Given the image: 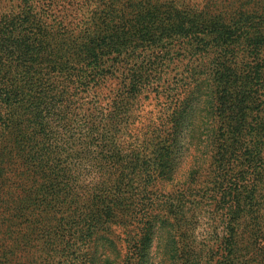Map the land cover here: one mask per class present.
Instances as JSON below:
<instances>
[{"label":"trees","instance_id":"trees-1","mask_svg":"<svg viewBox=\"0 0 264 264\" xmlns=\"http://www.w3.org/2000/svg\"><path fill=\"white\" fill-rule=\"evenodd\" d=\"M3 1L0 264L116 263L101 226L136 231L126 264L155 243L162 264H201L200 195L223 231L205 261L264 264V0H114L76 32Z\"/></svg>","mask_w":264,"mask_h":264},{"label":"rangeland","instance_id":"rangeland-1","mask_svg":"<svg viewBox=\"0 0 264 264\" xmlns=\"http://www.w3.org/2000/svg\"><path fill=\"white\" fill-rule=\"evenodd\" d=\"M19 1H21L23 5H26L29 10L34 12L32 14L36 16L38 20H41L45 24H51L55 26L62 25L64 28L76 32L79 26H82L83 23L90 22L91 18H93L94 16V13L100 11L106 4L114 0H27V2H25V0H17L14 1L17 9L20 6V4L18 3ZM7 2V0L3 1L1 6L2 9L8 8ZM116 89L117 88L109 87V85L102 87L100 91L94 92V95H96V101H98V103H100L104 107L112 105V102L114 101V98L117 94ZM153 94H155V92L150 95L152 96L151 98L142 99L134 106L141 109L140 113L134 112V115L137 118V122H139V124L143 127H147L151 120H156L158 117L157 115L160 110V104L158 105L156 100L153 99ZM81 95L82 96L80 101L82 103H88L93 100L92 93H82ZM204 150L207 153L206 155L208 157V160L206 159V161H209V149L206 150L205 148ZM196 157H198V152L192 149L190 157L182 164L180 171H178L179 178L180 180H182V182H185L187 180V173L195 165ZM204 157L205 156H203V158ZM200 180L203 181L204 179L201 178ZM193 199L194 197L192 196L187 197L184 206H186V213L188 214V217L192 214L193 216L195 214H197V216L200 215L199 227L195 233V243L201 250H203L202 256H204V259L201 261V264H209L205 261L207 259V255L210 254L211 247L212 249H215V247L217 246L216 243H214L215 241L213 240H216L217 235L221 236V232L223 231L222 227L219 226V222L213 221L214 219H210V214L216 209L214 200L208 195H200V197H196L194 200ZM193 207L198 208L197 211L191 212V210H193ZM107 228V226H101L98 229L97 233H109L111 238L115 239L118 242V252L113 253L111 249H107L106 253L111 256V261L113 260L117 264H126V262L124 261L125 254H129L130 251H133L134 249L132 247V244L134 240H139V237L135 235L136 231L132 230L131 226L127 230L121 227H109V230H107ZM212 230L217 231L211 234ZM128 231L130 233V236L127 234ZM134 236L135 238H133ZM128 244L131 245L128 246ZM156 245L157 244L155 243V246L152 249L153 251L150 263L162 264V250L160 248H157ZM213 251L215 252L216 250ZM210 264H214V261H212Z\"/></svg>","mask_w":264,"mask_h":264}]
</instances>
